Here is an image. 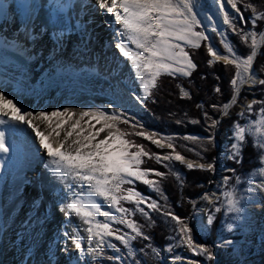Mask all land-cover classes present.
Segmentation results:
<instances>
[{"label": "snow or ice", "instance_id": "6c2138e0", "mask_svg": "<svg viewBox=\"0 0 264 264\" xmlns=\"http://www.w3.org/2000/svg\"><path fill=\"white\" fill-rule=\"evenodd\" d=\"M216 2L223 14V24L239 36L241 43L249 49L247 54L242 55L239 52L228 39L227 31L218 32L215 23L211 25L210 31L221 37L224 51L221 52L210 42L212 38L206 34L198 0H94V5L102 14L103 23L115 30L114 47L120 57L124 58L130 72L134 74V81L139 85L138 94L133 92L131 96L134 103L144 106L146 101L153 97L158 80L163 75L191 77L197 65L189 49L196 50L202 46L206 47L207 55L210 57L207 63L210 66L222 62L225 67L232 66L235 69L230 79L232 96L223 105L212 104L214 112L228 116L230 108L239 102L244 86H264V79H259L254 69L258 52L264 48V29L256 30L258 24L264 22V10H258L250 0ZM70 6V2L68 4L57 2V7L61 11ZM245 12H250L251 15L246 17ZM207 19L213 18L207 16ZM248 24H251V28L245 27ZM46 28L47 25L42 32ZM63 37V32L55 35L57 45L62 42ZM24 39L34 43L35 35L26 28ZM261 70L264 71V67ZM214 91L222 94L219 86H216ZM180 92L182 97L191 98V93L185 88L181 87ZM197 107L203 111L205 121H210L206 128L209 135L205 138L185 136L183 139L201 145L203 152H206L209 146H216L215 130L221 121L213 118L203 109V105L198 104ZM254 113L255 118L249 119ZM238 115L245 122L233 123L228 157L241 163L243 149L251 142L257 150L260 163L255 172L261 179L254 185L244 188L243 192L246 195H241L237 186L242 185L245 180L236 175L235 169H228L235 179L231 190L223 194L226 199L225 215L231 214L234 222L225 224L224 228L234 235H243L246 244L248 234L245 233V229H251L253 226V218L246 211L247 204L255 199V202L264 206V99L249 101ZM20 125L31 129L39 146L38 151L47 157L44 168L64 185L62 191L65 195L61 197L60 202V210L65 217L61 231L63 239L61 251L68 253L71 245L77 254V260H80L86 255L105 257L106 248L115 249L113 259L118 264H124L120 249L112 242L115 240L127 249V257L131 259L132 264H141V261L136 259L133 242L138 239L151 241V236L145 234L143 226L130 217L139 213L150 224H154L149 211L145 210L147 208L170 219L175 232L171 239L177 241V246L186 248L194 256L203 257L208 262L215 260L212 248L198 241L195 234L198 230L190 226L189 218L177 215L167 205V197L160 182L168 173L151 167H142L147 160L155 159L170 171L171 165L178 162L189 170L198 169L215 173V158L207 161L202 152H196L198 160L188 159L177 150L174 137H161L159 133L147 131L135 115H130L126 109L112 102L106 106L31 111L19 100L9 98L5 91H0V126L8 128L7 132L0 130V156L6 157L17 150L18 145L10 141V136L14 135ZM122 125H129L134 131L123 128ZM137 128L142 130H135ZM131 136L142 137L152 145L170 151L163 154L152 152L143 143L130 139ZM19 147L23 150L26 145ZM2 167L3 162L0 160V168ZM172 174L182 186L181 175L178 172ZM150 176L159 179H151ZM248 179H251V174ZM232 180L233 177H223L225 185ZM138 182L149 186L151 191L165 200V204L162 206L157 200L142 193L137 187ZM200 199L213 205V210L207 216L206 225L211 226L216 220L215 214L222 211L221 206H216L218 198L214 193L206 192ZM195 203L193 201L194 207ZM125 204L131 207H125ZM103 205L107 206V210ZM73 220L82 226L86 240L76 228L72 231L67 230L66 226ZM85 244L88 246L87 250ZM222 246L235 251L233 240H223ZM146 247L151 248V251L159 256V249L153 247L151 243ZM243 247L244 245H240L239 254L243 253ZM167 250L172 251L173 245H169ZM140 251L143 252L144 249L141 248ZM183 259L180 256L174 257L176 261ZM49 264H52V261H49ZM189 264L199 262L191 261Z\"/></svg>", "mask_w": 264, "mask_h": 264}, {"label": "bare ground", "instance_id": "6f19581e", "mask_svg": "<svg viewBox=\"0 0 264 264\" xmlns=\"http://www.w3.org/2000/svg\"><path fill=\"white\" fill-rule=\"evenodd\" d=\"M5 1L8 11L0 21V31L4 34L3 45L0 47V91H5L9 98L19 100L31 111L106 106L109 102L129 111L127 99L130 98V89L137 90L139 85L134 81V74L130 72L124 58L120 57L114 47L115 30L103 23L102 14L94 5V0H76L74 11L56 16L47 7L49 2H53L54 9L58 11L57 2L72 4V1ZM198 3L201 5V19L206 34L211 37L210 27L213 23L218 31H224L226 25L223 24V14L216 0H198ZM207 16L213 19L208 20ZM14 20L17 22L15 26L12 25ZM45 25L47 28L42 32ZM78 26L81 31H77ZM26 28L34 33V43L25 41ZM60 32L64 33V37L57 45L55 35ZM71 43L76 44L75 49L69 48ZM83 44H86L85 50L81 48ZM9 51L21 53L29 63L22 67L15 63H5L3 58ZM71 52L76 57H69ZM113 85L116 87L113 88ZM0 130L7 132L8 128L0 126ZM10 141L15 142L18 148L6 157L0 156L3 162L0 168V218L17 224L21 220L18 216L21 209L20 213L25 217L20 224L24 227L27 223L34 227L32 235L35 239H38L37 234H41L45 243L53 242L61 246H52L41 254L30 256L27 264H42L44 258H51V255L59 262L55 264H65L68 253L61 251V231L65 217L60 210L61 197L65 195L62 191L64 185L44 168L47 157L38 151L39 146L31 129L20 125L14 135L10 136ZM20 145L26 147L21 150ZM103 207L107 210L106 205ZM262 215L264 219V212ZM66 227L68 231L76 228L86 240V234L78 221L73 220ZM0 236L2 238L3 234ZM10 236L11 233L8 240ZM34 245L37 247V241ZM8 247L11 248L9 241ZM85 247L87 250V244ZM10 251L8 264H12L11 261L15 255H19V251L26 254L25 249ZM69 251L73 256L76 255L71 245ZM24 256L26 260L28 255Z\"/></svg>", "mask_w": 264, "mask_h": 264}, {"label": "trees", "instance_id": "16d2710c", "mask_svg": "<svg viewBox=\"0 0 264 264\" xmlns=\"http://www.w3.org/2000/svg\"><path fill=\"white\" fill-rule=\"evenodd\" d=\"M246 2H248V0H246ZM250 2L255 4L258 10H264V0H250ZM250 15V12H245L246 17ZM245 27L251 28V24L245 25ZM262 29H264V22H260L256 30L260 31ZM228 34L230 36L231 42L239 49V52L242 55L247 54L249 49L241 43L239 36H237L236 34L233 35L230 30H228ZM189 51L192 55L193 60L197 64L196 71L189 78L172 77L168 75L161 76L158 80V87L155 91V96H153L152 99L149 100V102H146V107L148 110L147 113L149 114V111L152 109V107L156 108V106L157 110H159L160 108L165 112H167L168 109H170V111H174L172 107L173 101L179 104L185 102L186 106L190 108L188 112L191 111L192 116H183V120H185L183 126H180L181 124H176L175 127H178L180 129L176 128L172 131L173 133L178 134V136L174 137V143L177 145V150H179L187 158L194 161L199 159L196 156V152H202L204 159L207 161H212L213 158H215V163L219 162L216 164V172L212 173L201 171L198 169L189 170L184 165H181L178 162H174L171 165L170 171L169 168L157 163L155 159L147 160L146 164L143 165V167H151L161 172L168 173L166 178L162 179L160 182V186L163 189L164 195L167 197V205L177 215L184 218H189L190 226L195 227L194 230H199L198 232L200 235H198L197 233L198 237L202 236L206 240H208V242L221 246L223 240L235 241L240 238L238 236H234V234L231 233L222 235L223 232L221 228L223 226L225 213V210L223 208L220 213H217L216 220L209 230L207 226L202 227L203 224L201 225L199 215L200 212L206 207L208 202L201 200L200 197L207 189L211 187H214V194L220 191L218 190L219 183L221 184L224 176H231L235 178L232 172L227 171L228 169H235L236 175H240L242 178H246L250 174L252 175L255 170L259 168L260 163L257 158L258 153L251 142H249L243 149L241 163H237L236 161L229 158L227 159L226 157H223V155L228 152V149L231 145V140L227 139V136L232 135L233 123L237 121L240 122L241 119V117L238 115L240 107H237V105L246 104L251 97L258 100L264 99V86H260L258 88L252 87L250 89L251 92L249 93L242 92L239 98V102L234 107V109L230 110V114L228 116H223L219 112H214L211 108L212 104L223 105L224 103L228 102L232 96L230 79L232 78L235 69L231 66L226 67L231 71L228 77H225L220 71L216 70L218 67L222 68L225 66L218 63L210 66L207 63L209 56L207 55L205 46H202L200 49L195 50L194 52L190 49ZM262 67H264V48H261L255 64V69L259 72V75L262 77V79H264V71L261 70ZM216 86H219L221 88L222 94L214 91ZM181 87L185 88L191 93L190 99L183 97L185 98V100L181 101V99L179 98L182 97L180 92ZM164 90L167 91V94L165 95H168L165 98L162 93ZM251 93L255 96H252ZM168 99H170V101L172 102L170 104L164 103ZM198 104L203 105V109L207 110L209 114L213 116V118H217L221 121L219 127L215 130V133L217 135V137L215 138L216 146H209V150L206 152H203L201 145L183 139V137L187 136L188 134L204 137H207L209 135V132L206 130V128L207 124L210 123V121H205L203 111L197 107ZM122 127L130 131H134L130 128L129 125H122ZM175 127L172 126V128ZM159 129L164 130L161 128ZM135 130L139 129L137 128ZM169 130L171 131L172 129L169 128ZM131 138H134L136 140L142 139L141 137L139 138L135 136H131ZM219 142L221 143V145ZM188 149H192V151H189ZM153 152L162 153L158 150H153ZM173 172H178L181 175L183 179L182 186L177 181L175 175L172 174ZM217 176L218 184L216 186H213V181ZM152 177H154L155 179H159L155 176ZM137 187L142 193H144L146 196H150L152 199L157 200L158 203L162 206L165 204V200L158 196L155 192L151 191L149 186L138 184ZM193 201L196 202L195 207L193 206ZM218 205L219 202L216 206ZM127 206L131 207V205ZM146 210L149 211L154 224H150V222L139 213H136L134 216H132V219L136 220L138 224L143 226L144 233L151 236V241L138 239L137 241L133 242V246L136 249V259H139L141 261V264H163L160 260V257L153 253L151 251V248L146 247V245L151 243L153 247L159 249V252L167 248L169 245L177 246V241L171 239V237L175 235V232L173 231V223L170 221V219H166L165 217H163L161 213L152 212L150 209ZM200 229L202 231H200ZM141 248L144 249L143 252L140 251ZM182 249L183 248L176 249L173 252L172 256L179 254ZM122 251H125L124 248H122ZM122 254L125 256L123 252ZM113 256L114 253L111 250H108L106 251V256L103 257V259L97 264H118V262L113 259ZM192 258L195 261H198L199 264H213V262H207L202 257L192 256ZM124 260V264H131L132 262L131 259L128 257L126 258V256L124 257ZM176 264H189V262L178 261Z\"/></svg>", "mask_w": 264, "mask_h": 264}, {"label": "rangeland", "instance_id": "374dc122", "mask_svg": "<svg viewBox=\"0 0 264 264\" xmlns=\"http://www.w3.org/2000/svg\"><path fill=\"white\" fill-rule=\"evenodd\" d=\"M228 30L229 29L227 28V25H226L224 27V31L228 32ZM104 35H106V34L104 33ZM233 35H235V34L233 33ZM211 38L212 39L210 42L214 43V45L219 50H221L223 52L224 49H223V45L221 44V37L219 35H217L216 33H212ZM228 39L231 41L229 34H228ZM70 49H74V47L70 46ZM196 50H198V49H196ZM192 51L194 52L195 50H192ZM74 56L76 57V54L74 52H71L69 57L74 58ZM86 56H88V55H86ZM209 59H210V57H209ZM218 64L223 65L222 62H218ZM255 64H256V62H255ZM255 64H254V69H255ZM99 67L101 68L100 64H99ZM196 69L192 72V75L196 71ZM216 70L220 71L222 73V75H224L225 77H228V75L231 71L229 68H226V67H222V68L218 67ZM256 72H257L258 78L262 79V77L259 75V72L257 70H256ZM176 77H182V76H176ZM182 78H189V77H182ZM260 86L261 85L244 86L242 88L241 93L242 92H248L249 93V92H251L250 89L252 87L258 88ZM156 90H157V88L154 90L153 96H155ZM261 91H263V90H261ZM133 92H137V90L135 88L130 89V98L127 99L128 106H129L128 113L130 115H135L136 119L139 120L140 123L145 122V123H143L144 129H146L149 132L159 133L161 135V137H167V136L176 137V136H178L177 133L172 132L173 129L178 128V127H175V125L181 124L180 126H183V124L185 122V120H183L184 119L183 116H187V115H188V117L192 116L191 111L188 112L190 108L188 106H186L185 102H183L182 104H179L177 102L170 101V99L166 100L164 103L170 104L172 102V107H173L174 111H172V110L170 111V109H168V111L165 112L163 109H160L159 107H158L159 110H157V106H156V108L152 107V109L149 111V114H148L146 103L144 106H140L139 104L137 106V103L133 102V100L131 99ZM162 93L164 95V98L168 96V95H165V94H167L166 90H164ZM253 93H256V92H253ZM257 93H258V91H257ZM137 94H138V92H137ZM251 95H252V93H251ZM252 96H255V95H252ZM179 98L181 99V101L185 100V98H183V97H179ZM149 100L147 102H149ZM252 100H258V99L251 97L250 100L247 101V103L249 101H252ZM246 104H244V105H246ZM244 105L243 104L237 105V107H240L239 112L241 111V109ZM235 106L231 107L230 110L234 109ZM155 109H156V111H155ZM253 118H255V113L253 114V116L249 117V119H253ZM177 121H182V122L178 123ZM244 122L245 121L243 119H240V123H244ZM172 126H174L175 128H172ZM158 127L161 129H164V130H160ZM169 128L172 130L170 131ZM178 129H180V128H178ZM139 130H142V129H139ZM20 134H21V131L17 133L18 136H20ZM187 136H197V135L188 134ZM231 136L232 135L227 136V139L231 140V143H232ZM197 137L205 138L204 136H197ZM216 137H217V135L215 133V138ZM129 138L132 139L131 137H129ZM21 140H22V138H21ZM134 140H136V139H134ZM136 142L143 143L146 146V148L152 152H153V150H158V151L162 152L161 154H163L165 152L170 151L166 148L162 150V149L158 148L156 145H152L150 141H147L143 138L141 140H136ZM220 145H221V143H220ZM223 157H226L228 159L229 158L228 152L225 153L223 155ZM152 160H154V159H152ZM217 163H219V162H216V164ZM142 167H143V165H142ZM248 177L243 178L245 180V182L242 185L237 186V190H238V192H240L241 195H246V193L243 192L244 188L248 187L249 185H254L255 183L259 182V180L261 179L258 175H256V172H254L251 175V179H248ZM150 178L155 179L152 176H150ZM217 179H218V176L216 177V179H214L213 186H216L218 184ZM234 179L235 178H233V180L230 181L229 184H227V185H225L223 183V179H222L221 184L219 183V187H218V190H220V191H218L215 194V197L218 198V200H217V203L219 202L218 206H221V208H223L225 210V213H226V199H225L223 194L225 192L231 190V188L233 187V184H234ZM138 184H140V183L138 182L137 185ZM213 191H214V187H211V188L207 189L204 193H206V192L207 193H213ZM125 207H128L127 204H125ZM212 208H213V205H210L208 203L206 205V207L200 212L199 217H200L201 225L202 224L205 226L207 225V216H208L209 212L212 211ZM1 210H2V208H1V204H0V211ZM21 211L22 210L20 209L18 212V216L21 217V220H22V218L25 217V215L23 213L21 214L20 213ZM246 211L249 214V216L253 218L252 219V225L253 226L251 229H245V233L248 234V240H247L246 244H245V241L243 239V235H234V236H238L240 238L238 240H235V251H233V249H231V248H226L222 245L219 246L217 244H212V243L208 242V240H206L204 237H202V236L198 237V235H200L198 232L199 230L196 232V235L198 233V235H197L198 241L200 243H204V244L208 245L214 251L215 260L213 261V264H264V219H262V216H263L262 214L264 212V206H262V203L255 202V199H254V201L252 203L247 204ZM47 213H49V211H47ZM225 213H224L223 226L221 228L222 232H223L222 235L230 234V232L225 230L224 225L227 223H233L234 222L232 215L231 214L225 215ZM215 215L217 217V213ZM130 218H132V217H130ZM20 221L17 224H15L12 221L5 220L3 217L0 218V235H1V233L3 234L2 238L0 236V264H8L9 263L8 260L10 257L9 255H10L11 249L12 250H15V249H17V250H21V249L24 250L25 249L26 250V254L21 253V251H19V255H17V257L15 255L14 260L11 261L12 264H27L30 256H33L36 253L41 254V252H43L44 250L47 251L48 248H51L52 246H54V247L57 246L56 243H53V242L45 243L43 241V236L41 234L40 235L37 234L38 239H35L34 235H32L35 228L30 226V225H27V223H25L26 226L23 227L21 225L22 223L20 224ZM43 222H45V221H42V223ZM116 227L123 228V226H116ZM207 227L209 230L210 227H212V225L207 226ZM193 228L195 229V227H193ZM18 230H19V232H18ZM124 230H127V229H124ZM200 231H202V230L200 229ZM29 232H31V233H29ZM42 232H43V230H42ZM10 233H11V236H10V239L8 240ZM231 234H233V233H231ZM8 241H9V245L11 244V248L8 247ZM36 241H37V247L34 245V243ZM113 241H114V243L117 244L118 248L120 249V253L122 254V252H123L127 258V249L124 248L125 251H122L123 246L119 245L118 241H115V240H113ZM240 245H244L242 254H239ZM13 246H15V248H12ZM57 247L60 248L61 246L58 245ZM178 248H183V249L181 252H179V254L172 256L173 252ZM167 249H168V247L159 252V257H160V260L163 264H176L178 262V261L174 260V257H176V256L183 257L184 258L183 261H185V262L195 261L192 258V256H194V255L190 251L186 250V248H184V247L173 245L172 251H168ZM108 250H111L114 254L116 253L115 249H110V248H106L105 252ZM24 255H28V256H26V260H24V257H25ZM52 256L53 255H51V258H44L46 261L44 260L41 263L42 264H49V261H52V264L53 263L54 264L59 263L57 258H52ZM125 256L122 254L123 262H125V260H124ZM15 259L17 262H15ZM102 259H103V257L97 258V257L91 256V255H88V256L86 255L84 258L77 260V254L75 256H73V254L69 251L68 252V260H67V263H65V264H97ZM131 264H132V262H131Z\"/></svg>", "mask_w": 264, "mask_h": 264}, {"label": "water", "instance_id": "95a60500", "mask_svg": "<svg viewBox=\"0 0 264 264\" xmlns=\"http://www.w3.org/2000/svg\"><path fill=\"white\" fill-rule=\"evenodd\" d=\"M259 52H260V50H259ZM259 52H258V53H259ZM5 60L11 62L13 59H10L8 56H6V57H5ZM256 60H257V57H256V59H255V62H256ZM13 61H14V63H16L18 66H25L26 63H27V61L24 60V59H22V60H20V61H17V60H13ZM255 62H254V64H255Z\"/></svg>", "mask_w": 264, "mask_h": 264}]
</instances>
